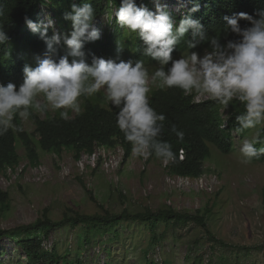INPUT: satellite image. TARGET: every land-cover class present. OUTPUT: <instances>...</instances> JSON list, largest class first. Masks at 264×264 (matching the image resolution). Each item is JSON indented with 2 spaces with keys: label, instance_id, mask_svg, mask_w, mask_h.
<instances>
[{
  "label": "clouds",
  "instance_id": "clouds-1",
  "mask_svg": "<svg viewBox=\"0 0 264 264\" xmlns=\"http://www.w3.org/2000/svg\"><path fill=\"white\" fill-rule=\"evenodd\" d=\"M198 10L196 0L190 11ZM96 16L90 0L82 5L73 4L71 11L64 14V19L71 21L70 34L54 32L52 36L48 35V29L54 27L51 19L35 23L25 18L30 30L45 42L46 51L36 58L35 67L24 66L23 83L19 87L11 82L0 84V136L10 130H22L16 119L26 120L33 113L53 111L60 119L69 121L70 113H81V98H93L103 92L104 100L118 109L116 127L131 145L132 155L155 156L167 168L176 159V153L172 144L162 139L166 116L149 103L153 86L160 90L180 89L184 96H193L196 103L210 101L197 102V98L206 96L221 106V110L229 111V116V105L238 101L243 112L235 118L236 134L264 125V8L257 9L254 15L244 12L225 15L217 34L208 36L203 24L191 15L184 16L177 25L166 5L157 3L155 11H151L138 6L136 0H121L109 20L143 42L142 55L157 65L151 73L143 60L116 62L93 57L91 64L86 61L85 45L101 38V32L94 26ZM241 20L250 26L242 27ZM189 32L190 51L174 58V51ZM221 34L225 37L235 34L237 39L222 43ZM8 40L0 28V46ZM61 44L67 52L57 61L53 54ZM201 44L208 45L203 55L194 51ZM123 47L118 42L117 52H122ZM171 132L183 141L184 132L175 125ZM258 143H261L258 134L243 139L239 148L242 163L264 156V147H255Z\"/></svg>",
  "mask_w": 264,
  "mask_h": 264
},
{
  "label": "rangeland",
  "instance_id": "rangeland-1",
  "mask_svg": "<svg viewBox=\"0 0 264 264\" xmlns=\"http://www.w3.org/2000/svg\"><path fill=\"white\" fill-rule=\"evenodd\" d=\"M153 1L166 5L174 13L184 14L182 10L189 8L186 3L175 6V0ZM43 10L44 22L51 19L54 32L59 33L60 27L52 19L51 12L48 8ZM111 27L106 15L100 28ZM154 89L157 88L153 86L151 91ZM208 99L211 100L201 97V100ZM103 105L112 108L106 101ZM237 105L231 103L229 109L234 111ZM81 107L83 110V100ZM47 114L53 116L56 112L47 111L40 116L45 119ZM23 123L26 131L34 134L36 128L30 119ZM262 129L264 125L249 130L244 138H235L230 154H223L216 146H211L212 155L205 164L203 182L184 181L183 185L170 179L174 175L155 157L132 155L121 165L124 157L121 148L102 149L103 157L96 168L82 175L75 166L72 149H65L61 156L40 150V163L49 168V179L37 182L22 176L0 191L7 195L4 204L0 199V229L11 230L32 224L45 213L51 220L59 222L77 215H120L124 211L137 214L148 209L154 212L172 209L205 216L207 228L194 223L180 225L155 242L154 235L143 224L122 223L116 228L121 236L107 241L110 234L93 235L88 232V224L76 228L70 224L54 230L51 241L44 243V247L50 249L57 243L59 255H67L69 260L81 257L85 264H104L106 261L145 264L149 258L156 264L163 260H171L173 264H199L198 256L203 258L204 264H225L218 261L223 255L229 259L227 264H264V162L242 163L239 151L243 139L259 135ZM18 152L20 163H27L21 143ZM110 159L115 160L111 165ZM63 165L70 170L67 177L61 176ZM158 234L162 235L163 231ZM8 240L3 239L4 253L0 260L5 264H29L21 249ZM219 240L228 247H221ZM213 245L216 253L210 250Z\"/></svg>",
  "mask_w": 264,
  "mask_h": 264
},
{
  "label": "trees",
  "instance_id": "trees-1",
  "mask_svg": "<svg viewBox=\"0 0 264 264\" xmlns=\"http://www.w3.org/2000/svg\"><path fill=\"white\" fill-rule=\"evenodd\" d=\"M84 2L85 0H0V8L3 9V15H0V28H3L9 37L8 42L0 46V84L7 85L11 82L19 87L23 83L24 66L27 64L35 67L36 58L42 57L46 51L45 42L38 33L30 30L25 21L26 17L35 23L44 22L43 9L48 8L52 19L56 20L60 27L59 33L70 34L71 21L64 19V14L71 11L73 4L82 5ZM90 2L97 13L94 26L101 32V38L85 45L86 61L91 64L93 57L112 59L116 62L143 60L149 71L155 69L156 62L142 55L143 42L135 34L126 32L125 28L114 22H111V28H100L102 19L106 15L109 16L120 5L121 0H112L111 4L109 0H90ZM194 2L196 0H175L173 2L175 6L186 3L189 8L182 11L184 14L170 11L172 18L178 25L184 16L191 15L203 24L208 36L217 34L224 24L225 15L231 16L240 12L254 15L257 9L264 8V0H198L199 10L191 12ZM136 3L138 6H145L155 11L156 3L153 0H136ZM240 23L242 27L250 26L243 20ZM53 34L54 30L50 27L48 35ZM221 35L222 43L237 39L235 34H228L226 37ZM191 38V32H189L174 51V58L188 54L190 50L187 49V41ZM118 42L124 46L123 51L119 53L117 52ZM207 48V44H201L194 51L202 55ZM66 52V46L61 44L53 54V58L58 61ZM69 59L71 60V57ZM81 100H83V110L74 117L70 113L69 121L60 119L58 113L53 116L47 114L45 119L40 116V113L31 114L29 119L36 128L34 134L28 133L23 120L17 118L15 123L22 130H10L6 135L0 136V172H3L6 167L20 164L19 143L23 145L25 157L31 165L40 163V150L61 156L63 151L69 148L75 153L76 160L82 153L97 154L102 149L121 148L124 151L121 165L129 161L132 157L131 145L125 141L123 133L116 127L118 109L105 107L102 93L93 98L84 97ZM149 103L158 113L166 116L162 139L171 143L176 153V159L167 166L171 175L191 179L203 178L206 172L205 164L212 155L211 146H216L223 154H230L233 151L234 129L237 126L235 118L243 112L238 101L233 102L238 105L234 111L230 109L231 115L226 124L221 114V106L213 100L196 103L193 96H184L180 89H154L149 93ZM172 125L184 132L183 141H179L175 133L171 132ZM248 131L235 134L244 138ZM259 138L261 143L256 144L255 147H264V129L260 131ZM253 161L264 162V156ZM6 197V194L0 193L1 203L4 204ZM132 222H139L149 229L154 235L155 242L164 238L169 230L180 225L194 223L207 228L205 216L176 212L172 209H163L158 212L148 209L137 214L124 211L120 215L110 213L94 216L77 215L64 218L59 222L51 220L45 213L42 218L32 224L11 230L0 229V255L3 256L4 253L3 239H9L21 249L29 264H85L81 257L69 260L67 255H59L57 243H53L50 249H46L44 243L51 241L54 230L70 224L74 228L81 224H88L89 233L110 234L107 241H113L121 236L116 228L122 223ZM161 230L163 234L159 235ZM212 239L215 240V237L212 236ZM218 244L223 248L228 247L220 240ZM210 250L216 253V246H211ZM108 255L111 256V253L109 252ZM197 260L199 264H204L203 258L198 256ZM218 261L230 263L225 255ZM0 264L5 262L0 260ZM104 264L113 263L106 261ZM145 264H156V262L149 258L146 259ZM161 264L173 263L171 260H163Z\"/></svg>",
  "mask_w": 264,
  "mask_h": 264
},
{
  "label": "built area",
  "instance_id": "built-area-1",
  "mask_svg": "<svg viewBox=\"0 0 264 264\" xmlns=\"http://www.w3.org/2000/svg\"><path fill=\"white\" fill-rule=\"evenodd\" d=\"M197 102H202L206 100H201V97L196 99ZM209 100V99H208ZM223 114V118L225 120L229 119V111L226 109L221 110ZM225 127V126H224ZM103 151L100 150L97 154H90V153H82L80 158L76 160L75 166L77 170L80 172V174H86L90 172V169L96 168L98 165L99 161L103 157ZM114 159L109 160V165L114 163ZM61 176L62 177H67L70 174V170L66 166H61ZM49 168L43 164L39 163L38 165H31L28 161L27 163L23 164H18L16 166H9L6 167V169L3 172H0V191L4 187H9L11 186L16 180H18L20 177H29L32 179V181H37V182H46L49 179ZM171 179V178H170ZM174 181L178 180L179 183L183 185V182H191L190 179L188 178H179L173 179ZM203 180L199 179L196 180V183H202Z\"/></svg>",
  "mask_w": 264,
  "mask_h": 264
}]
</instances>
